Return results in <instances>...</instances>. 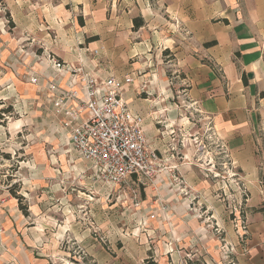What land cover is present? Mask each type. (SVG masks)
<instances>
[{
  "label": "crops",
  "instance_id": "1",
  "mask_svg": "<svg viewBox=\"0 0 264 264\" xmlns=\"http://www.w3.org/2000/svg\"><path fill=\"white\" fill-rule=\"evenodd\" d=\"M2 2L15 37L31 36L34 30L28 24L34 20L46 19L55 24L52 27L59 39L53 54L46 52L38 57V62L28 63L23 56L27 52L20 49L21 53L15 52L1 66L8 71L1 80L7 99L20 102L16 91H24L27 96L34 94L39 105L44 104L40 101L42 97L53 118L51 129L56 130V125L60 128L47 102L46 84L58 79L60 87L67 89L71 75L57 74L46 64L47 54L82 67L97 78L133 77V84L122 92L123 101L129 110L143 117L148 147L161 160L160 172L141 200L148 205L149 216H154L149 220L151 229L147 232L152 238L155 263L264 264V0ZM157 8L169 20L159 31ZM78 19L83 21L80 26ZM141 22L134 28V24ZM89 34H115L116 52L122 56L117 59L107 56L102 62L86 59L80 46ZM157 37L159 40H155ZM153 39L155 43L158 41L156 49L173 53L174 59L164 67L166 72L170 68L171 77L165 75L160 62L150 61L146 56L125 67L128 60L149 53ZM94 49L97 46L90 43L89 50ZM32 68L46 77L41 84L35 87L27 81L19 83L18 78H24ZM179 73H183L182 81L188 84V90L176 96L181 108L172 103L174 95L167 90ZM35 113L41 115L39 110ZM14 125L15 122L9 124L8 134L12 127L16 128ZM211 134L232 167L230 172L238 176L247 192L243 216L249 234L243 243L220 205L215 185L191 171L196 165L193 159L185 161L184 152L193 151V143L200 148L207 141L211 146ZM180 154L185 158L178 157ZM21 165L20 169H24L30 163L22 161ZM18 175L20 198L27 204L20 209L13 199L1 208L4 234L0 241V264L8 263L18 250L25 253L27 261L31 259V264H49L52 255L39 251L36 257H31L28 253H33V247L42 250L38 227L50 217L49 212L57 210L64 214L69 208H42L45 196L35 195L40 185L35 183L36 174L30 172L27 177L19 171ZM175 181L176 187L169 189V184ZM106 194L105 190L103 196ZM223 245L232 251L223 252Z\"/></svg>",
  "mask_w": 264,
  "mask_h": 264
},
{
  "label": "rangeland",
  "instance_id": "2",
  "mask_svg": "<svg viewBox=\"0 0 264 264\" xmlns=\"http://www.w3.org/2000/svg\"><path fill=\"white\" fill-rule=\"evenodd\" d=\"M158 19L159 24L156 26L159 31L169 20L163 11L159 12ZM42 20H34L28 24V27L31 26L34 30L31 36L15 37L9 13L0 0V200L5 205L14 199L18 208L26 207L25 201H17L22 194L21 183L17 180L20 179L19 171L27 177L31 172L36 174L35 180L38 179L35 183L40 184L35 195L45 196L41 201L42 208H69V212L65 211L64 214L58 213L57 210L49 212L48 215L52 218L49 217L42 227H38L42 237V250L33 247V253H28L31 257H36L39 251H43L53 256L49 264H156L152 238L147 232L151 229V215L149 216L147 211L148 205H143L141 201L148 194L152 184L147 180L136 179L126 180L119 186L100 183L95 180L89 165L80 160L73 151L68 150L70 148L66 146L65 135L58 126L56 125V130L51 129L53 118L42 97L40 101L44 104L39 105L34 94L27 96L23 94L24 91H16L19 98L21 97L20 102L7 99L6 86L1 81L8 74V71L1 67L5 60L22 49L27 52H22L26 62H36L38 57H42L46 52L53 54V49L58 46L59 37L52 27L55 24L46 19ZM77 21L79 26L83 24L82 19ZM155 40H159V37ZM155 40L153 39V48L149 53L128 60L125 67L131 65L132 60L146 56L150 61L160 62L159 65L164 70L166 63L169 64L174 59L173 53L156 49L155 44L158 41L155 43ZM81 42L80 47L86 59L102 62L107 56L114 59L122 56V53L116 52L118 44L115 34H89L85 35ZM90 43H95L101 53L99 56L93 54L95 49L89 50ZM169 70V67L167 72L164 70L167 77L172 74ZM177 75L178 79L174 80L167 90L174 95L172 103L181 108V102L176 96L188 90V84L182 81L183 73ZM18 80L19 83L25 82L23 77ZM30 92H33L31 88ZM34 100L36 104L33 106ZM35 109L39 110L41 115H36ZM14 122L16 128L12 127L11 133L8 134L9 124ZM192 146L193 151L191 149L190 153L184 152L187 158L185 161L193 159L196 165H193L191 171L215 185L216 193L220 194V205L226 212L229 202L238 200V195L229 185L233 180L229 177L232 167L219 146L212 143L210 146L207 141H203L200 148L196 143ZM184 154L178 157L183 159ZM22 161L29 162L30 165L20 169ZM217 174L218 177L213 178V175ZM176 183L178 181L171 182L169 189H174ZM9 189H13L12 193H9ZM105 190L107 194L103 196ZM1 264H31V259L27 261L25 253L18 250L13 259Z\"/></svg>",
  "mask_w": 264,
  "mask_h": 264
},
{
  "label": "built area",
  "instance_id": "3",
  "mask_svg": "<svg viewBox=\"0 0 264 264\" xmlns=\"http://www.w3.org/2000/svg\"><path fill=\"white\" fill-rule=\"evenodd\" d=\"M98 53V50L93 52L95 56ZM45 62L57 74L71 75L67 89L60 87L58 79L48 82L45 87L47 102L58 120L59 130L65 135L68 150L86 162L95 180L102 184L119 186L130 178L152 184L160 172L161 160L148 147L143 117L129 110L122 98L124 88L133 84V77L97 78L82 67L59 61L49 54ZM42 78L46 77L33 68L24 77L35 87L41 84ZM213 137L211 134L212 145L218 146ZM217 177L218 174L213 175V178ZM229 177L233 179L229 182L230 189L238 195V200L229 202L226 212L239 242L243 243L249 234L243 216L247 192L236 174L231 173ZM2 207L0 200V211ZM3 234L0 214V241ZM224 245L221 247L223 252L232 251Z\"/></svg>",
  "mask_w": 264,
  "mask_h": 264
},
{
  "label": "trees",
  "instance_id": "4",
  "mask_svg": "<svg viewBox=\"0 0 264 264\" xmlns=\"http://www.w3.org/2000/svg\"><path fill=\"white\" fill-rule=\"evenodd\" d=\"M135 21V20H134ZM140 25H142V22H141V24H134V28H137V27H139ZM209 44H206V46H208ZM12 191H13V189H9V193H12ZM21 198H17V201L20 203L21 202ZM22 208H24V207H21L20 206V209H22Z\"/></svg>",
  "mask_w": 264,
  "mask_h": 264
}]
</instances>
